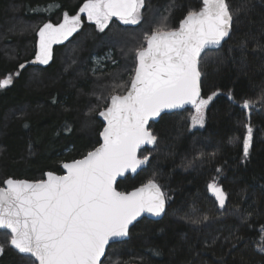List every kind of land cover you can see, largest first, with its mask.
Returning <instances> with one entry per match:
<instances>
[{
	"label": "trees",
	"instance_id": "16d2710c",
	"mask_svg": "<svg viewBox=\"0 0 264 264\" xmlns=\"http://www.w3.org/2000/svg\"><path fill=\"white\" fill-rule=\"evenodd\" d=\"M145 1L144 23L149 12L167 17L169 28L202 7V0ZM84 2L0 0V79L12 78L0 89V187L8 178L35 182L47 172L61 174L62 163L96 148L102 128L97 114L112 94L125 93L127 82L118 91L114 86L134 62L123 61L113 37L139 36V29L113 24L97 33L86 24L52 48L47 66L28 64L38 29L60 24L65 14L76 15ZM227 2L234 13L240 10L230 35L199 62L201 98L217 93L205 110L204 126L190 129V108L162 115L149 127L157 137L154 147L140 152L150 157L147 167L117 184L118 191L129 192L155 181L166 197L164 214L159 221H138L127 240L107 249L101 264H264L259 249L264 230V0ZM107 49L119 64L91 73L90 57ZM245 99L253 102L247 111ZM246 125L252 139L245 158ZM213 180L226 194L223 208L208 191ZM0 236L9 233L0 231ZM30 261L35 264L4 243L0 264Z\"/></svg>",
	"mask_w": 264,
	"mask_h": 264
},
{
	"label": "snow or ice",
	"instance_id": "6c2138e0",
	"mask_svg": "<svg viewBox=\"0 0 264 264\" xmlns=\"http://www.w3.org/2000/svg\"><path fill=\"white\" fill-rule=\"evenodd\" d=\"M143 6L144 0H85L77 15L65 14L62 23H45L39 28L33 63H49L52 45L77 30L80 13L104 31L112 17L137 24ZM239 11L234 13L227 0H202V7L189 10L178 28H169L164 17L144 35L147 46L135 50L136 67L126 94H112L109 105L99 112L106 122L100 132L103 143L82 159L64 163V175L48 172L47 179L35 182L3 181L0 230L10 233L13 248L30 254L38 264H100L109 240L128 235L129 225L138 216L145 212L159 216L165 211L166 197L155 181L131 192L117 191L114 183L148 160L147 156L138 159L137 150L156 142L146 125L162 111L190 104L195 109L192 126L203 127L204 109L217 93L201 98V54L206 48L220 46L230 35ZM11 83L10 76L0 79V89ZM229 99H233L231 94ZM251 106L252 101H243L244 109ZM246 127L245 158L252 139V128ZM207 188L223 208L226 194L222 188L215 180Z\"/></svg>",
	"mask_w": 264,
	"mask_h": 264
},
{
	"label": "rangeland",
	"instance_id": "374dc122",
	"mask_svg": "<svg viewBox=\"0 0 264 264\" xmlns=\"http://www.w3.org/2000/svg\"><path fill=\"white\" fill-rule=\"evenodd\" d=\"M146 6H147V4H146V1L144 0V6L141 8V19H140V21L137 24H135V25H133V24H124V23H122L119 20H113V19H111L108 22V26L104 29V31H105L107 28H109L110 26H112L114 24V25H117L118 27L123 28V29H126V30H128V29H130V30L139 29L140 30V35L138 36V35L135 34L136 37H135L134 34H131V35L128 36V35H125V34H122V33H120L121 36H114L113 37L114 38L113 40H115V43H116L115 46H117L118 55L121 58H124L123 61L124 60H126V61H130L131 60L132 61L133 60V62H134L133 68L131 67L130 72L126 74L125 79L123 80V82L120 83V84L126 85V82H127V88H126V90L128 89V86L130 84L131 77L134 74V70H135V67H136L135 50L138 49V48H140V47H145V43L146 42L144 41V35L146 33H149L150 34L151 31L154 30L155 27L158 26L161 23L160 21L163 19V18H156L155 17L156 14L153 13V15L152 14L150 15V13L148 12L147 13V15H148L147 16V19H145V23H144V14H145V18H146V13L145 12L147 11L146 10L147 9ZM80 16H81V23H80V26L77 28V30L75 32H73L66 40H63L61 43L53 44L52 45V48L54 46H56V45H60V44L62 45L66 41L70 40L73 37V35L76 34L83 27V25H86V24L92 25L97 33L104 32V31H100L98 29V27L95 24V22L89 21L86 14L80 13ZM64 17H65V15L63 16L61 23L63 22ZM143 24H145V26H142ZM38 31H39V29H38ZM38 31H37V33H38ZM112 35L113 34L108 35V37H110ZM38 40H39V37L37 35V42H38ZM35 53H36V49H35L33 58L32 59H29L28 63L31 60H35ZM66 53H68V55H69L70 52H68V50H66L65 54ZM112 56H113V51L112 50H109V49H107L106 51H104V53H102L101 55L93 54L90 57V60H89L90 61V68H89L90 72L91 73H96V72H100V71L104 70V68L106 66H116V65H118L119 64V61L118 60L116 61V60L112 59ZM50 60H49V62H50ZM48 64H46L45 66H47ZM37 65H39L38 62H37ZM120 89L121 88L115 89V91H118ZM126 90H125V92H126ZM111 91H114V90H111ZM216 96H214L213 99ZM208 105L204 109V112L207 109ZM194 112L195 111L192 110V112L187 115L188 122L190 124V129L191 130H198V129L200 130V129H202L201 126H199V125H197L195 127L192 126L191 117L194 114ZM246 135H247V131H246ZM250 145H251V141H250ZM243 154H244V152H243ZM144 156H148V153L143 152V153L140 154V158H144ZM261 235H262V238L260 239L259 249L264 251V230L261 232ZM9 237H10V234H9ZM9 237H7V236H0V251L1 252L3 250L4 243L9 246ZM30 263H31V261H30ZM24 264H26V263H24Z\"/></svg>",
	"mask_w": 264,
	"mask_h": 264
},
{
	"label": "water",
	"instance_id": "95a60500",
	"mask_svg": "<svg viewBox=\"0 0 264 264\" xmlns=\"http://www.w3.org/2000/svg\"><path fill=\"white\" fill-rule=\"evenodd\" d=\"M111 19L119 20V19H117L116 17H112ZM178 27H179V25H178ZM178 27H177V28H178ZM228 37H229V36H228ZM228 37H226L225 40H223V41L221 42L220 46H218V47H209V48H206V49L204 50V52L207 51V50H217V49H219V48L222 46V44L227 40ZM146 46H147V45H146V43H145V47H146ZM204 52H203V53H204ZM203 53H202V54H203ZM202 54H201V56H202ZM33 61H34V60H31L28 64L31 65V66H36V65H37V62H36V63H33ZM39 65H43V64H40V63H39ZM133 75H134V74H133ZM128 87H130V84H129ZM126 92H127V90H126ZM126 92H125L124 94H126ZM109 103H110V99H109V101H108L107 106L109 105ZM189 108H193V107L189 104V105H185L183 108L170 109V110L166 109V110L162 111L161 114H160L159 116L150 119L149 122H148V124L146 125V127L149 129L150 124H152V123H153V124L156 123L162 115L171 114V113H175V112H180V111H182V110L189 109ZM243 109H244V108H243ZM103 110H104V109H103ZM194 110H195V109H194ZM244 110H247V109H244ZM97 119L100 121V123H101V125H102V128H101V131H102L103 128H104V126H105V123H106V122L104 121L103 117H101V116L99 115V113L97 114ZM101 131H100V132H101ZM149 131H150V130H149ZM102 143H103V138L100 136V133H99V145H98L97 147H99ZM154 145H155V143H154V144H144V145H142V146L137 150V158H138V159H143V158H140V157H139L140 152L143 151L144 149H152V148L154 147ZM97 147H96V148H97ZM94 149H95V148H94ZM94 149H93V150H94ZM93 150H92V151H93ZM83 157H84V156H83ZM83 157H82V158H83ZM82 158H80V159H82ZM77 160H78V159H77ZM149 161H150V157H148V160H147L144 164L140 165V166L136 169L135 172H133V171H131V170L129 169L128 171L125 172V174H124L123 176H119V177H117L116 182L114 183V187H115V189L117 190V184H118L119 181H123L126 177H134V176H135L136 174H138L141 170H143V169H145V168L147 167ZM70 162H72V161H70ZM70 162H64V163H70ZM64 163H62L61 166H60V168H61V173H62V174H55V175H64V174H65L66 170L63 168V164H64ZM47 173H48V172H47ZM47 173L44 174V179H47V175H46ZM30 182H32V181H30ZM3 186H4V185H3ZM140 187H141V186H140ZM133 190H134V189H133ZM133 190H131V191H133ZM117 191H118V190H117ZM131 191H129V192H131ZM163 214H164V212H163L161 215H159V216H153V215H151L150 213H147V212L142 213L140 216H138V217L136 218V220H134V221L132 222V224L129 225L128 234H129V230H130V229H131V228H132V227H133L138 221H140V220H142V219H147V220H150V221H159V220L162 218ZM0 231L8 232L7 230H0ZM9 234H10V233H9ZM127 239H128V235L123 236V237H117V238H112V239H110L109 242H108V244L105 246V252H104V255L101 256L100 264L102 263V261H103V259H104V257H105V254H106L107 249H108L111 245H113V244H115V243L123 242V241H125V240H127ZM9 247H10L11 250H13L14 252L18 253L19 255H22V256H28V257L32 258L33 261L35 262V264H38V261H35V258H34V257H31L30 254H25V253H20V252H18V250H16L15 248H13V247L10 245V243H9ZM0 255H1V251H0Z\"/></svg>",
	"mask_w": 264,
	"mask_h": 264
}]
</instances>
